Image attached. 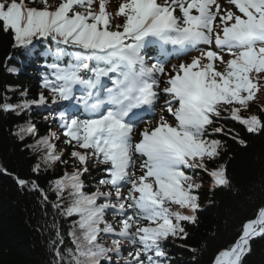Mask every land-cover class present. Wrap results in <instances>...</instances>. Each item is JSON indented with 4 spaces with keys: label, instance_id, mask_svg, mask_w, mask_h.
<instances>
[{
    "label": "snow or ice",
    "instance_id": "obj_1",
    "mask_svg": "<svg viewBox=\"0 0 264 264\" xmlns=\"http://www.w3.org/2000/svg\"><path fill=\"white\" fill-rule=\"evenodd\" d=\"M109 5L0 0V31L11 35L13 47L31 55L38 43L47 44L52 57L42 83L49 96L28 99L25 90L20 103L5 98L0 111L50 107L49 99L63 109L53 117L60 133L41 136L30 121L18 126L19 139L35 138L28 147L42 153L34 172L67 165L57 141L72 149V171L50 182L52 207L70 220L66 234L52 225V264H164L166 242L186 238L185 222L197 221L200 173L211 178L210 190L231 186L225 165L209 167L224 151L215 136L246 142L225 131L222 116L248 133L264 132V115H242L264 90V0H120L115 12ZM167 45L177 56L199 55L166 69ZM151 47L162 59L149 64ZM161 100L167 116L149 121L133 143L136 124L154 115ZM90 164L106 173L94 191L83 179ZM17 183L39 189L35 181ZM257 237L264 238V205L214 264H243Z\"/></svg>",
    "mask_w": 264,
    "mask_h": 264
},
{
    "label": "trees",
    "instance_id": "obj_2",
    "mask_svg": "<svg viewBox=\"0 0 264 264\" xmlns=\"http://www.w3.org/2000/svg\"><path fill=\"white\" fill-rule=\"evenodd\" d=\"M48 47L39 44L29 55L13 47L11 35L0 31V104L5 98L13 105L20 103L25 90L28 99H37L41 92L49 96L42 87L44 74L50 72L46 64L52 62ZM9 68L17 71L9 72ZM49 105H34L20 112L0 111V264H52L54 255L49 250V237L55 231L52 225L57 223L66 234L70 224V220L60 217L52 207L56 196L50 191V182L65 171H72V149L57 141V151L65 152L67 165L57 163L47 171L42 165L37 173L33 168L41 162L42 153L28 147L35 143V138L21 140L15 134L18 126L29 121L37 126L41 136L50 131L62 132L59 120L53 119L62 108L51 104L50 99ZM261 107L255 100L242 115H264ZM220 125L226 132L239 133V138L246 142L241 145L238 139L224 133L215 136L224 141V151L209 167L225 165L231 186L210 190L211 178L207 173H200L202 208L197 213V221L195 224L185 222L186 238H170L166 242L164 264H214L216 255L238 237L243 223L254 218L257 208L264 205V132L248 133L238 122L227 119L226 114L220 119ZM102 167L89 165L90 174L83 177L86 188L94 191L98 181L106 176L100 170ZM17 178L35 181L39 189L21 188ZM40 190L47 193L48 200H44ZM65 239L67 241L68 237ZM251 246L252 251L243 258V264H264V238H255Z\"/></svg>",
    "mask_w": 264,
    "mask_h": 264
},
{
    "label": "rangeland",
    "instance_id": "obj_3",
    "mask_svg": "<svg viewBox=\"0 0 264 264\" xmlns=\"http://www.w3.org/2000/svg\"><path fill=\"white\" fill-rule=\"evenodd\" d=\"M222 2H223V4H224V3H225V0H223ZM257 100H258V103L264 107V90H262V91L259 93V97H258ZM137 138H139L138 135H137L136 139H137ZM210 184H211V180L209 181L208 186H210Z\"/></svg>",
    "mask_w": 264,
    "mask_h": 264
}]
</instances>
